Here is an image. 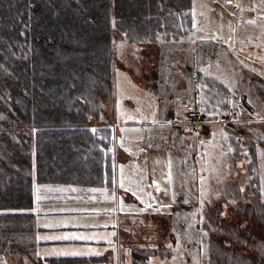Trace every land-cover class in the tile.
<instances>
[{
    "label": "rangeland",
    "instance_id": "1",
    "mask_svg": "<svg viewBox=\"0 0 264 264\" xmlns=\"http://www.w3.org/2000/svg\"><path fill=\"white\" fill-rule=\"evenodd\" d=\"M189 4V29L178 33L157 29L156 34L185 40L197 52L204 69L196 70V93L205 107L226 101L233 114L257 121L219 122L220 108L205 114L206 119L217 120L208 124L207 132L189 130L181 121L182 112L195 107L191 100L175 96L168 108L159 104L160 98L146 90L129 65V51L135 45L115 42L110 132L124 149L133 176L122 173L111 193L102 180L91 186L33 182L32 226L20 234L19 245L5 246L0 264H134L140 254L146 255L148 264H196L195 256L191 260L186 253L194 247L192 239H199L194 216L201 215L204 201L219 194L212 182L232 179L233 168H241L239 163L230 166L221 153L229 151L228 142L234 139L250 147L251 129L252 139L264 137L258 119L264 115V0H189ZM143 40L139 41L147 42ZM174 43L171 46H178ZM118 54L125 62H118ZM97 103L100 118L110 122L108 104ZM240 104L249 109L245 115ZM104 194L109 197L100 196ZM18 247L21 250L15 252Z\"/></svg>",
    "mask_w": 264,
    "mask_h": 264
},
{
    "label": "trees",
    "instance_id": "2",
    "mask_svg": "<svg viewBox=\"0 0 264 264\" xmlns=\"http://www.w3.org/2000/svg\"><path fill=\"white\" fill-rule=\"evenodd\" d=\"M190 17L189 0H0V254L32 226L33 182L80 184L108 167L114 43L170 40L156 30L184 32ZM251 131L245 169L217 178L194 216L196 264H264V137Z\"/></svg>",
    "mask_w": 264,
    "mask_h": 264
},
{
    "label": "crops",
    "instance_id": "3",
    "mask_svg": "<svg viewBox=\"0 0 264 264\" xmlns=\"http://www.w3.org/2000/svg\"><path fill=\"white\" fill-rule=\"evenodd\" d=\"M158 41H147L145 43L132 42L135 45V48H133L132 52L129 51V56H130L129 65L131 63L130 66H132L133 69L137 73H139L137 75L141 77L142 79L141 83H143V86L146 88V90L156 94L160 98L159 104L164 102V106L167 108L169 105H171V101L173 100V98L177 96V98H179L180 100L183 97L184 102H185V98L187 101L191 100V102L195 105L197 111L204 118L206 113L207 114L209 112L211 113L212 110L216 111L220 108L221 109L218 112H220V114H225L227 111L226 108L230 107V104L226 103V101L219 103L213 102L210 107H205L203 105L204 102H202V99L197 98L198 95L196 93V83L194 79L196 75L195 73L196 70H200L201 72V70L204 68L201 65L200 60H198V58L196 57L197 52H193V50H191V48L188 45V42L185 40H180L176 42L167 39H160ZM173 42L178 44V46L177 45H175V47L171 46ZM147 43H149V45H147L148 49L146 46ZM143 50H145V52ZM125 60L126 58H122L121 55L118 54L119 63H122V61L125 62ZM203 88H205V90L208 91L213 90V87L211 86H203ZM197 90L199 91L200 89L198 88ZM201 97H204V95ZM140 105L146 108L144 101H141ZM203 107H205V112L203 111L204 109ZM250 109L254 110L252 108ZM165 112H168V110L165 109ZM258 119H260V121H264V115H261L260 118ZM256 121H245L241 117L234 116L232 123L249 124V122H256ZM112 123H110L109 126H111ZM111 138H112L111 141L112 147L110 149L109 148L107 149L108 156L107 154L105 156L102 155L101 158V162H103L104 165L105 163H109V165L105 169L103 166L101 167L100 174L98 173L96 179L88 178L86 180L87 182H83L80 184H75L71 182L68 183L64 182V184L91 186L94 180L96 181L102 180L101 182L103 183L107 181L106 184L109 187L108 191L111 193V190L119 186L120 176L122 177V173H127V175L130 174L131 176H133L134 170L127 163V159H125L126 155L124 149L118 145L116 138L115 140L112 136ZM235 140L236 139H234V141ZM231 142L232 141H229L227 145L230 147L229 151L226 152L225 150H223L221 155H227L226 159L230 162V166L235 164L237 165L238 163L241 165V168L237 170L233 168L234 172L243 171L245 169L244 167H246V163L248 162V158H249L248 147L244 146L240 142L239 143L236 142L234 145H231L230 144ZM263 151L264 150L261 148L257 152H263ZM214 168H215L214 166H210L211 171H214ZM261 169H264L263 162L261 163ZM133 181L136 180L133 179ZM217 181L218 179H216L214 182L215 187ZM38 183H47V182H38ZM48 184L57 185L59 183L49 182ZM140 187L141 186H139V188ZM105 195L106 194L100 196L109 197ZM124 246L126 248L127 245Z\"/></svg>",
    "mask_w": 264,
    "mask_h": 264
},
{
    "label": "built area",
    "instance_id": "4",
    "mask_svg": "<svg viewBox=\"0 0 264 264\" xmlns=\"http://www.w3.org/2000/svg\"><path fill=\"white\" fill-rule=\"evenodd\" d=\"M242 107V113L245 114L249 111V109L240 104ZM216 119H206L200 115L195 107H187L182 112V121L181 123L185 125L189 130L199 131L205 133L208 131V124L216 122ZM230 123L233 121V112L231 107H229L225 114H222L219 122Z\"/></svg>",
    "mask_w": 264,
    "mask_h": 264
},
{
    "label": "snow or ice",
    "instance_id": "5",
    "mask_svg": "<svg viewBox=\"0 0 264 264\" xmlns=\"http://www.w3.org/2000/svg\"><path fill=\"white\" fill-rule=\"evenodd\" d=\"M228 2H231V0H228ZM120 186L124 187L123 181H121ZM127 190H129V189H126V191ZM140 211H144V209H140ZM55 238L59 239V238H65V237H55ZM64 254H68V253H64ZM71 254L76 255V254H79V253H71ZM97 254H99V253H97Z\"/></svg>",
    "mask_w": 264,
    "mask_h": 264
},
{
    "label": "flooded vegetation",
    "instance_id": "6",
    "mask_svg": "<svg viewBox=\"0 0 264 264\" xmlns=\"http://www.w3.org/2000/svg\"><path fill=\"white\" fill-rule=\"evenodd\" d=\"M216 198V197H215Z\"/></svg>",
    "mask_w": 264,
    "mask_h": 264
}]
</instances>
